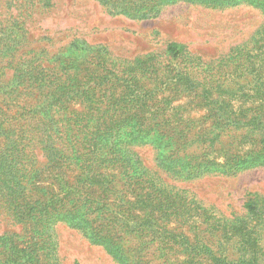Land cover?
Wrapping results in <instances>:
<instances>
[{
    "label": "rangeland",
    "instance_id": "rangeland-1",
    "mask_svg": "<svg viewBox=\"0 0 264 264\" xmlns=\"http://www.w3.org/2000/svg\"><path fill=\"white\" fill-rule=\"evenodd\" d=\"M6 3L0 0V19L6 17L7 10L18 14L24 7ZM31 11L26 25L34 39L32 46L44 47L51 56L50 63L44 65H53L52 54L72 40L85 41L80 44L82 51L74 53L76 57L82 53L83 63L93 60L85 66L109 70L112 80L115 76L131 80L136 75L152 92L168 98L169 116L150 115L151 107L146 115L163 135L175 132V137L182 136L175 129L189 122L185 131L191 136L200 124H207L193 121L203 116V110L187 108L198 101L188 99L190 90L231 87L238 92L226 99L235 105L260 99L253 87L264 85V0H51L45 9ZM170 42L185 48L172 57L166 53ZM12 77L11 70L5 79H12L14 87L21 78ZM248 89H252L249 96L239 93ZM180 147H175L177 161L184 156ZM191 147L195 154L203 153L197 146ZM133 152L147 167L157 170L152 145L133 146ZM261 153L259 159L264 157ZM39 157L42 161L46 158L41 152ZM216 159L224 160L223 156ZM258 163L228 176H191L189 168L176 164V173H152L155 184H148L155 198L150 215L157 221L131 235L128 226L120 225L110 229L111 236L88 238L61 221L48 236L40 233L34 239L30 231L33 222L25 215L22 221L14 206V216L10 211L0 217V259L12 251L11 243H17L22 251L16 255L23 253L17 257L20 264H264V162ZM249 199L257 201V213L244 207ZM111 202L122 210L114 214L124 216L118 223L132 219L126 215L127 204Z\"/></svg>",
    "mask_w": 264,
    "mask_h": 264
},
{
    "label": "trees",
    "instance_id": "trees-1",
    "mask_svg": "<svg viewBox=\"0 0 264 264\" xmlns=\"http://www.w3.org/2000/svg\"><path fill=\"white\" fill-rule=\"evenodd\" d=\"M6 1L9 7H24L18 14L7 10L6 17L0 19V217L10 211L14 216L15 206L22 221L25 215L33 222L30 231L34 239L40 233L48 236L53 225L61 221L69 222L88 238L111 236L110 229L120 225L128 226L130 235L137 233L157 221L153 213L150 215L155 198L150 187L155 184L152 173H176V164L189 168L191 176H228L264 162V157L258 158L264 146L263 84L253 87L260 99L240 101L239 105L226 99L238 92L231 87L190 90L188 99L198 101L190 102L187 108L203 110V116L193 121L207 124H200L197 133L189 136L185 131L189 122H184L175 129L182 136L175 137V132L166 136L146 115L151 107L150 115L169 116L168 98L152 92L136 75L131 80L123 81L122 76L112 80L109 70L85 66L93 60L83 63L82 53L74 56L82 51L80 44L86 43L81 39L52 54L53 65H44L50 63L51 56L44 47L32 46L34 39L26 18L32 9L50 6L51 0ZM184 48L170 42L166 53L173 57ZM69 49L74 51L68 56L74 57L67 60ZM170 67L173 69V63ZM11 70L13 79L21 78L14 87L12 79H5ZM250 91L239 93L249 96ZM147 144L156 151L157 170L147 167L133 152V146ZM176 146L184 151L178 161ZM191 146L203 153L195 154ZM189 147L190 152H186ZM40 152L46 157L44 161ZM216 156H223V162ZM108 200L127 204L126 215L132 219L118 223L124 216L114 214L122 210ZM244 207L251 213L258 212L255 199L245 201ZM11 245L12 251L3 253L0 264L21 263L17 257L23 253L16 252L22 250L17 243Z\"/></svg>",
    "mask_w": 264,
    "mask_h": 264
}]
</instances>
